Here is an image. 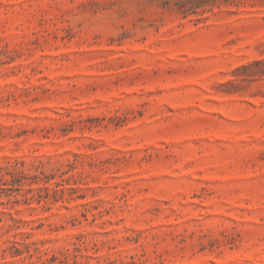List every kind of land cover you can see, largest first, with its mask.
Listing matches in <instances>:
<instances>
[{
  "label": "rangeland",
  "instance_id": "rangeland-1",
  "mask_svg": "<svg viewBox=\"0 0 264 264\" xmlns=\"http://www.w3.org/2000/svg\"><path fill=\"white\" fill-rule=\"evenodd\" d=\"M0 264H264V0H0Z\"/></svg>",
  "mask_w": 264,
  "mask_h": 264
}]
</instances>
